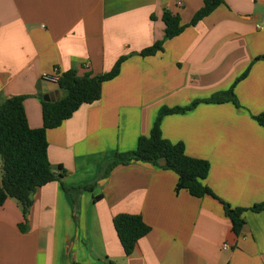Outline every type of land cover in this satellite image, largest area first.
Masks as SVG:
<instances>
[{
    "label": "crops",
    "instance_id": "1",
    "mask_svg": "<svg viewBox=\"0 0 264 264\" xmlns=\"http://www.w3.org/2000/svg\"><path fill=\"white\" fill-rule=\"evenodd\" d=\"M205 1L0 0V95L26 97L32 129L43 126V87L62 96L43 74L102 75L126 57L99 101L48 131L52 170L64 173L35 193L27 229L16 200L0 206V264H264V210H251L264 202V126L254 119L264 113V0H223L189 26ZM166 11L186 29L140 56L164 40ZM247 69L234 88L241 108L201 103L161 121L165 139L209 162L216 197L177 193L178 176L151 164L107 173L150 134L160 109L227 91ZM224 203L246 209L240 235ZM119 214L151 227L130 256L114 227Z\"/></svg>",
    "mask_w": 264,
    "mask_h": 264
},
{
    "label": "trees",
    "instance_id": "2",
    "mask_svg": "<svg viewBox=\"0 0 264 264\" xmlns=\"http://www.w3.org/2000/svg\"><path fill=\"white\" fill-rule=\"evenodd\" d=\"M222 3L223 0H206L204 6L193 16L189 26L197 25ZM163 22L164 40L144 49L140 52V56L149 57L163 51L164 42L181 35L187 27L181 24L179 15L170 11L164 13ZM125 60L126 57L120 58L109 72L102 75L87 73L80 76L75 71L64 73L57 83L62 93L59 101L44 102L42 94L39 93L43 114V126L39 129H32L29 126L24 107L26 97L5 98L0 95V206L8 199L17 201L25 221L21 230L27 229L29 212L37 190L49 183L59 181L64 173H55L52 170L48 156V131L61 127L81 106L99 101L103 84L119 75ZM248 72L249 69L229 90L215 93L209 99L197 100L186 107L160 109L150 134L139 138L134 151L123 153L109 162L107 173L127 162L151 164L163 170L173 171L178 176L177 193L186 190L196 198L216 197L205 183L210 170L209 162L189 157L182 143L174 144L165 139L161 131V121L169 115L192 111L201 103H232L237 108H241L234 88L239 81L246 78ZM254 119L264 126V113L254 116ZM86 188L90 189V187ZM224 205L233 232L240 235L246 226L243 217L246 209L231 208L225 203ZM251 210L263 211L264 202L255 205ZM113 223L126 256H130L137 243L151 231V227L139 215L119 214L114 218Z\"/></svg>",
    "mask_w": 264,
    "mask_h": 264
},
{
    "label": "built area",
    "instance_id": "3",
    "mask_svg": "<svg viewBox=\"0 0 264 264\" xmlns=\"http://www.w3.org/2000/svg\"><path fill=\"white\" fill-rule=\"evenodd\" d=\"M62 75L63 74H61L59 70H56L53 74H43L41 76V81L57 85ZM223 248L228 249L230 246L228 244H224Z\"/></svg>",
    "mask_w": 264,
    "mask_h": 264
},
{
    "label": "water",
    "instance_id": "4",
    "mask_svg": "<svg viewBox=\"0 0 264 264\" xmlns=\"http://www.w3.org/2000/svg\"><path fill=\"white\" fill-rule=\"evenodd\" d=\"M43 101L44 102H56L60 100L59 91H49L47 86L42 89Z\"/></svg>",
    "mask_w": 264,
    "mask_h": 264
},
{
    "label": "rangeland",
    "instance_id": "5",
    "mask_svg": "<svg viewBox=\"0 0 264 264\" xmlns=\"http://www.w3.org/2000/svg\"><path fill=\"white\" fill-rule=\"evenodd\" d=\"M0 162H1V156H0Z\"/></svg>",
    "mask_w": 264,
    "mask_h": 264
}]
</instances>
